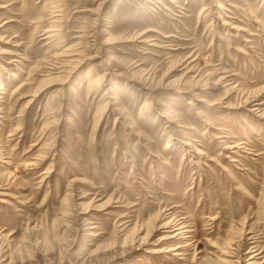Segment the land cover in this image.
I'll return each mask as SVG.
<instances>
[{"label":"rangeland","instance_id":"rangeland-1","mask_svg":"<svg viewBox=\"0 0 264 264\" xmlns=\"http://www.w3.org/2000/svg\"><path fill=\"white\" fill-rule=\"evenodd\" d=\"M254 106L264 0H0V264H264Z\"/></svg>","mask_w":264,"mask_h":264},{"label":"bare ground","instance_id":"bare-ground-1","mask_svg":"<svg viewBox=\"0 0 264 264\" xmlns=\"http://www.w3.org/2000/svg\"><path fill=\"white\" fill-rule=\"evenodd\" d=\"M103 3V2H102ZM53 17H56V15L55 16H53ZM52 17V18H53ZM47 31H49V30H47ZM148 31V30H147ZM52 32V31H51ZM45 33V32H44ZM144 35V34H143ZM142 34H140V35H138L137 36V38H141L142 36H143ZM48 37V36H47ZM143 40H141V42H142ZM143 42H145V41H143ZM68 50V49H67ZM77 51V50H76ZM75 51V52H76ZM65 53V52H64ZM58 55V54H57ZM65 56L66 55H68V54H64ZM63 55V57H65ZM70 55V54H69ZM73 55V54H72ZM76 55H78V54H76ZM74 56V55H73ZM62 57V58H63ZM69 57V56H68ZM81 57V56H80ZM64 59V58H63ZM70 59H71V57H70ZM75 59V58H74ZM67 60V59H66ZM63 63H64V61H63ZM62 63V64H63ZM73 62H67L66 63V65H64V71H67V73H69L70 75L71 74H73L74 73V71L82 64V63H80L79 61H75V63L71 66V64H72ZM61 65V64H60ZM63 66H61V68H62ZM58 68V67H57ZM56 68V69H57ZM55 69V70H56ZM176 69V68H175ZM60 73V72H59ZM219 81H221L220 79H219ZM222 81H223V83H227V81L225 80V78H222ZM99 82V81H98ZM90 84V83H89ZM196 84H197V82L195 83V85H192V86H189V87H179V88H177V92L178 93H180V94H186V93H190V92H192V89H193V91H194V89H197V87H196ZM96 85V84H95ZM226 85H228V84H226ZM226 87V86H225ZM229 91H231V90H233V91H235L234 89H233V87H230V89H228ZM210 105H214V104H210ZM255 105H257V104H255ZM254 107H256V108H252V110L251 111H254V112H256L257 110L259 111V112H261L260 111V107H257V106H254ZM257 111V112H258ZM263 113L264 112H261V114L259 115L260 117L261 116H263ZM223 149H225V150H231V149H233V148H223ZM231 153H234V152H231ZM180 223V222H179ZM175 224V223H174ZM173 224V222H167V223H164L162 226H161V228H165V229H171V234H173V235H171L170 234V236H168V238L167 237H165V238H162V239H179V238H181V235H182V233L185 231H183V226L181 227L180 225H178V223H176L175 225ZM184 234V233H183ZM179 237V238H178ZM177 249H179V248H175V250H177Z\"/></svg>","mask_w":264,"mask_h":264}]
</instances>
